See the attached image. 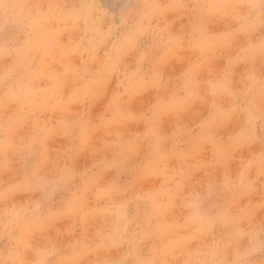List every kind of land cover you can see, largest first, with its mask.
Instances as JSON below:
<instances>
[{
	"label": "rangeland",
	"instance_id": "obj_1",
	"mask_svg": "<svg viewBox=\"0 0 264 264\" xmlns=\"http://www.w3.org/2000/svg\"><path fill=\"white\" fill-rule=\"evenodd\" d=\"M86 1L0 0V264H264L262 0Z\"/></svg>",
	"mask_w": 264,
	"mask_h": 264
},
{
	"label": "bare ground",
	"instance_id": "obj_2",
	"mask_svg": "<svg viewBox=\"0 0 264 264\" xmlns=\"http://www.w3.org/2000/svg\"><path fill=\"white\" fill-rule=\"evenodd\" d=\"M7 1V0H6ZM86 1V0H85ZM92 1V0H91ZM90 1V2H91ZM105 1V0H104ZM103 1V2H104ZM110 1V0H109ZM52 2V1H51ZM87 2V1H86ZM115 1H113L112 3H114ZM101 3V2H100ZM2 4V3H1ZM12 4V3H11ZM87 4H88V2H87ZM109 3H107V5H108ZM3 5V4H2ZM9 5V4H8ZM94 5V4H93ZM103 5V4H102ZM6 6V5H5ZM13 6V5H12ZM110 6H112L113 7V5L112 4H110ZM116 6V5H115ZM15 7V6H14ZM92 7V6H91ZM106 7V6H105ZM88 8V7H87ZM114 9V8H113ZM2 10V9H1ZM14 10V9H13ZM16 10V9H15ZM91 10V9H90ZM9 11V10H8ZM6 12V11H5ZM16 13H18V12H16ZM8 14V13H7ZM19 14V13H18ZM17 14V15H18ZM92 14V13H91ZM16 15V14H15ZM78 15V14H77ZM111 15V14H110ZM98 16V15H97ZM113 16V15H112ZM6 17H7V15H6ZM9 17H11V16H9ZM92 18V17H91ZM108 18V17H107ZM183 18V17H182ZM12 19V18H11ZM98 19H100L99 17H98ZM105 19V18H104ZM117 19V18H116ZM4 20V19H3ZM86 20V19H85ZM97 21V20H96ZM99 21V20H98ZM108 22V21H107ZM106 23V22H105ZM99 24V23H98ZM107 24V23H106ZM96 25V24H95ZM200 25V24H199ZM103 27V26H102ZM3 30V29H2ZM69 30V29H68ZM103 30V29H102ZM171 32V31H170ZM38 33V32H37ZM107 33V32H106ZM111 34V33H110ZM107 35V34H106ZM109 35V34H108ZM113 35V34H112ZM48 36H50V35H48ZM113 37V36H112ZM107 38V37H106ZM99 39H101V38H99ZM117 40V39H116ZM157 41V40H156ZM106 43V42H105ZM177 43V42H176ZM136 46V45H135ZM134 46V47H135ZM104 48H106L105 46H104ZM134 49V48H133ZM6 50V49H5ZM31 51V50H30ZM10 52V51H9ZM35 52V51H34ZM16 53V52H15ZM123 53V52H122ZM121 53V54H122ZM55 54V53H54ZM83 54V53H82ZM62 55V54H61ZM56 56V55H55ZM85 56H87V55H85ZM50 57V56H49ZM69 57V56H68ZM83 59V58H82ZM120 59V58H119ZM87 60H88V58H87ZM96 60V59H95ZM88 62V61H87ZM95 63V62H94ZM64 64V63H63ZM97 66V65H96ZM61 69V68H60ZM55 70V69H54ZM65 72H66V70H65ZM137 72V71H136ZM72 73V72H71ZM62 75V74H61ZM73 75V74H72ZM69 76V75H68ZM118 76V75H117ZM67 77V76H66ZM113 77V76H112ZM68 78V77H67ZM66 78V79H67ZM33 80V79H32ZM62 80V79H61ZM12 81V80H11ZM35 84V83H34ZM58 85V84H57ZM62 86V85H61ZM87 92V91H86ZM95 99V98H94ZM15 102V101H14ZM65 108V107H64ZM63 108V109H64ZM103 137V136H102ZM112 140V139H111ZM263 164V163H262Z\"/></svg>",
	"mask_w": 264,
	"mask_h": 264
},
{
	"label": "snow or ice",
	"instance_id": "obj_3",
	"mask_svg": "<svg viewBox=\"0 0 264 264\" xmlns=\"http://www.w3.org/2000/svg\"><path fill=\"white\" fill-rule=\"evenodd\" d=\"M262 6H264V0H262Z\"/></svg>",
	"mask_w": 264,
	"mask_h": 264
}]
</instances>
